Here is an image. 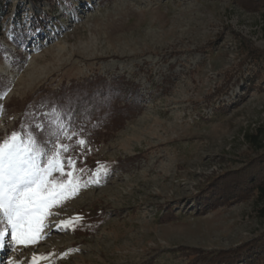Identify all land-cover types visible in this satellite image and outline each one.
I'll use <instances>...</instances> for the list:
<instances>
[{"label": "rangeland", "instance_id": "1", "mask_svg": "<svg viewBox=\"0 0 264 264\" xmlns=\"http://www.w3.org/2000/svg\"><path fill=\"white\" fill-rule=\"evenodd\" d=\"M0 1V142L73 84L123 77L142 95L91 148L107 161L100 184L53 208L37 243L13 250L9 230L0 264H188L264 240L246 184L264 163V59L250 62L264 0Z\"/></svg>", "mask_w": 264, "mask_h": 264}, {"label": "snow or ice", "instance_id": "2", "mask_svg": "<svg viewBox=\"0 0 264 264\" xmlns=\"http://www.w3.org/2000/svg\"><path fill=\"white\" fill-rule=\"evenodd\" d=\"M65 115L62 106L53 107L46 120L23 132H13L0 142V249L6 246L9 230L13 250L17 244L27 246L45 238V221L55 214L51 210L78 194L82 187L99 185L108 174L107 166L98 167L85 179L84 169L75 168V159L70 155L73 149L64 141L77 133H69L70 120H65ZM67 115H73L71 110ZM75 143L77 148L87 149L85 139ZM61 226L68 229L74 222L56 225ZM32 264H37L35 256Z\"/></svg>", "mask_w": 264, "mask_h": 264}, {"label": "trees", "instance_id": "3", "mask_svg": "<svg viewBox=\"0 0 264 264\" xmlns=\"http://www.w3.org/2000/svg\"><path fill=\"white\" fill-rule=\"evenodd\" d=\"M4 8L5 6L0 1V19ZM48 22L46 16L40 15L32 26H34V30H39V28L45 26ZM262 30L264 33V15ZM251 52L250 62L252 65H257L261 58L262 60L264 59V49L259 50V52L254 49ZM254 77L255 75L250 77V83L253 82ZM123 84H127L130 93L128 97L132 98V100L121 106L118 97L123 96ZM139 89L140 86L138 84L125 81L123 77L113 79L112 82H107L105 78L98 77L96 80H86L60 89L58 93L52 92L48 96H43L38 101L37 107L40 103L49 107L47 110H50V114L47 118L51 115L53 107L58 105L63 107L66 114L64 119L70 120L69 133L72 131L77 133L76 137L71 140H65L64 143L69 144L73 149L70 155L75 159V168L84 169L83 175L85 179L91 177L90 170H97L98 167L102 168L107 164L105 160H90L91 148L98 144L105 134L117 129V125H122V121L128 119V116L131 114L130 112L134 111L136 104H138L137 99L142 98V95L139 94ZM69 110L73 114L71 117L67 115ZM24 119L27 120L19 122L18 129L15 128L14 132H19L20 130L23 132L26 127L33 125V118L29 107L24 113ZM81 129H83L82 133ZM77 139H85L88 142L87 149H90V151L84 148H77L75 143ZM262 170H264V163L260 164L259 169L248 172L246 176L249 178L246 184H249V188L251 187L256 194L257 202L261 204L259 212L264 217V176L258 177L256 175ZM77 175L80 174L77 173ZM258 240L256 243L246 244L240 248L220 250L215 253L209 252V256L205 253L199 256L200 258L189 261L188 264H254L263 257L261 250L264 240ZM262 261L264 262V258H262Z\"/></svg>", "mask_w": 264, "mask_h": 264}]
</instances>
